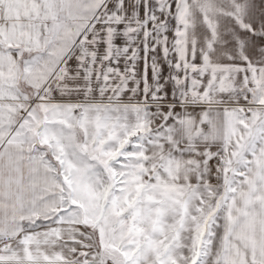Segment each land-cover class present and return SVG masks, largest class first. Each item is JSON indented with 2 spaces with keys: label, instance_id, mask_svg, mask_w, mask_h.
Masks as SVG:
<instances>
[{
  "label": "snow or ice",
  "instance_id": "snow-or-ice-1",
  "mask_svg": "<svg viewBox=\"0 0 264 264\" xmlns=\"http://www.w3.org/2000/svg\"><path fill=\"white\" fill-rule=\"evenodd\" d=\"M0 264H264V0H0Z\"/></svg>",
  "mask_w": 264,
  "mask_h": 264
}]
</instances>
